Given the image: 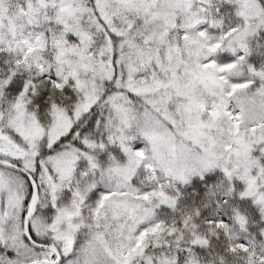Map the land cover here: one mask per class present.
<instances>
[{
	"label": "snow or ice",
	"instance_id": "6c2138e0",
	"mask_svg": "<svg viewBox=\"0 0 264 264\" xmlns=\"http://www.w3.org/2000/svg\"><path fill=\"white\" fill-rule=\"evenodd\" d=\"M0 264H264V0H0Z\"/></svg>",
	"mask_w": 264,
	"mask_h": 264
}]
</instances>
